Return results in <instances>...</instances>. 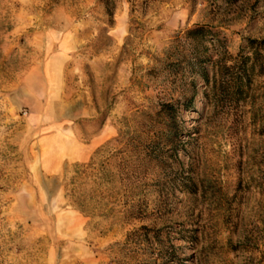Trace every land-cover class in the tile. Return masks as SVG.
<instances>
[{
	"label": "rangeland",
	"instance_id": "374dc122",
	"mask_svg": "<svg viewBox=\"0 0 264 264\" xmlns=\"http://www.w3.org/2000/svg\"><path fill=\"white\" fill-rule=\"evenodd\" d=\"M263 188L264 0H0V264H264Z\"/></svg>",
	"mask_w": 264,
	"mask_h": 264
},
{
	"label": "trees",
	"instance_id": "16d2710c",
	"mask_svg": "<svg viewBox=\"0 0 264 264\" xmlns=\"http://www.w3.org/2000/svg\"><path fill=\"white\" fill-rule=\"evenodd\" d=\"M209 32L204 29L203 25H196L195 27L186 29L183 31V38L184 41L188 43V52L191 53L195 59L197 60L198 58H200L202 56V51L204 49L203 44L207 39V34ZM181 38H178V41ZM248 58H246L247 60ZM220 66H218L219 68ZM223 68H226L225 66H223ZM191 99H188V103L190 104ZM264 189V188H263Z\"/></svg>",
	"mask_w": 264,
	"mask_h": 264
}]
</instances>
